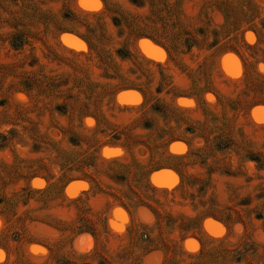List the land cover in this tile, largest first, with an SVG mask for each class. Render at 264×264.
<instances>
[{
  "label": "rangeland",
  "instance_id": "rangeland-1",
  "mask_svg": "<svg viewBox=\"0 0 264 264\" xmlns=\"http://www.w3.org/2000/svg\"><path fill=\"white\" fill-rule=\"evenodd\" d=\"M263 5L0 0V264H264Z\"/></svg>",
  "mask_w": 264,
  "mask_h": 264
},
{
  "label": "water",
  "instance_id": "water-1",
  "mask_svg": "<svg viewBox=\"0 0 264 264\" xmlns=\"http://www.w3.org/2000/svg\"><path fill=\"white\" fill-rule=\"evenodd\" d=\"M69 36H72V35H70V34H65L64 37H63V41H65V42H67V43H72V42L70 41V39H69ZM73 37H75V36H73ZM75 38H77V37H75ZM77 39H78V38H77ZM140 41H143V42L140 43L139 49H140V51L142 52V54H143L144 56H147V57H149V58H155V57H157L156 52H154L151 48L148 47L147 44H145L144 41H146V40H140ZM73 44H75V42H74ZM127 91H130V90H127ZM123 92H125V91H123ZM119 100H120V101H123V99H119ZM159 171H163V170H157V171H155V172L157 173V172H159ZM155 172H154V173H155ZM154 182L157 183V179H154Z\"/></svg>",
  "mask_w": 264,
  "mask_h": 264
},
{
  "label": "trees",
  "instance_id": "trees-1",
  "mask_svg": "<svg viewBox=\"0 0 264 264\" xmlns=\"http://www.w3.org/2000/svg\"><path fill=\"white\" fill-rule=\"evenodd\" d=\"M83 38V37H82ZM150 39V38H149ZM151 41H153V42H155L156 44H158L159 46H161V44L160 43H158V42H156V41H154L153 39H150ZM117 53H120V50H118L117 51ZM175 171H176V169H174ZM177 172V171H176ZM213 219H215V220H217V221H219V219H216L215 217H212ZM84 232H86V231H84ZM88 232V231H87ZM145 237V236H144ZM202 247V246H201ZM73 255H75V254H73ZM86 255H77L76 256V258H84ZM65 264H68V263H65Z\"/></svg>",
  "mask_w": 264,
  "mask_h": 264
},
{
  "label": "bare ground",
  "instance_id": "bare-ground-1",
  "mask_svg": "<svg viewBox=\"0 0 264 264\" xmlns=\"http://www.w3.org/2000/svg\"><path fill=\"white\" fill-rule=\"evenodd\" d=\"M264 6V5H263Z\"/></svg>",
  "mask_w": 264,
  "mask_h": 264
}]
</instances>
